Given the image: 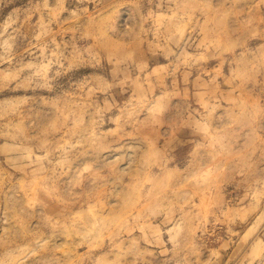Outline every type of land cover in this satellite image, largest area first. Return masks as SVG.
Wrapping results in <instances>:
<instances>
[{
  "label": "rangeland",
  "instance_id": "obj_1",
  "mask_svg": "<svg viewBox=\"0 0 264 264\" xmlns=\"http://www.w3.org/2000/svg\"><path fill=\"white\" fill-rule=\"evenodd\" d=\"M0 264H264V0H0Z\"/></svg>",
  "mask_w": 264,
  "mask_h": 264
}]
</instances>
